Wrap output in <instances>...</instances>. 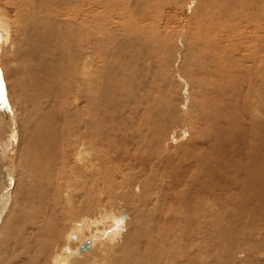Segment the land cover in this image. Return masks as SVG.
Wrapping results in <instances>:
<instances>
[{
    "label": "bare ground",
    "instance_id": "obj_1",
    "mask_svg": "<svg viewBox=\"0 0 264 264\" xmlns=\"http://www.w3.org/2000/svg\"><path fill=\"white\" fill-rule=\"evenodd\" d=\"M30 1L29 2L27 1L28 2L27 5H29ZM42 1H45V0H42ZM49 1H54V0H49ZM67 1L69 2V0H67ZM114 1L112 0L113 3H114ZM184 1L186 2V0H184ZM184 1H182V2L184 3ZM195 1H196L195 3H196L197 7L194 8V10H196V12L191 13V15L189 14L190 16H187L188 17L187 19H189L191 17L193 20L189 19V20L185 21L186 25H187L186 26L187 27L186 32L188 33V35L186 36V38H187L186 40L189 41V43L187 42V44H190L191 47L186 48L185 47L186 44L184 45L182 39H181L182 40L181 45H183V51H181V48H180L181 46L179 47L177 45L175 47V45L179 42L175 43V45L173 42H171V43L168 42L169 44H166V43L155 44L153 42V37H151L152 43H150V42H148V40L146 41L147 35H145V33L147 32L146 31L147 28L145 29V28L141 27L139 29L136 28L137 30H135L134 28L139 23L135 26L134 24L137 21L133 20L134 21V24H133L134 28H129V30L134 29V31L131 33V36H130L132 41H129L128 42L129 44L127 43L128 46L130 45V47H127V48L134 49L136 46H140L144 52L145 58L142 57V59H141L142 61H141L139 55L135 56V52L133 50L129 52V50L127 49L128 52L125 53V51H127L126 50L127 45L124 44L125 45L124 46L122 43V45L124 46L125 49H122V50L120 49L121 50L120 53L118 52V57L120 59H117V60L118 61L124 60L125 64H123V65L119 64V63L116 64V66H114V68H115L114 70H113L111 64L109 63V58H106L111 54L106 56V52H98V54H97L99 56L98 61H95L97 55H96V57L92 56V54H93L92 50H91L92 51L91 56L89 55V45L91 42V40H90L91 34L89 36L87 27H88V23L93 22L92 17H89V15H88V21H87V19L83 18L82 14H81L82 18L79 17L80 21L82 20L81 22L80 21L78 22V19L74 18L75 16L74 17L72 16L71 17L72 18L71 19L72 24H74V25L77 24V27L78 26L80 27V25H81V30H80V28H78L80 30V32L79 33L74 32V33L69 34L70 40L69 41L67 40L68 41L67 43H63L61 41L63 44H60L59 42H56L54 44L51 42H46V40L43 39L42 33L46 29L43 27L42 19H40L36 15V12L32 11V9H29L26 6L16 8L15 17L12 20L9 19L8 11L0 9V41H2V44L0 45V48L2 49V54L0 53L1 54L0 57H1L2 61H4L5 55H7V54H9L11 56L10 58H12V60L14 58L15 61H17V59L21 60V58L19 56H22L25 62L34 60L33 61L35 63L34 69H36L37 71L38 70L40 71L41 67H39V61L42 60V57L45 55V52L47 51V49L51 48V49H54L55 51H57V53L54 54L53 57H51L53 65L54 64L55 65L51 66V68L49 70L52 74L53 73H55V75L60 74L61 82L66 81V84L64 86L66 89L65 94L66 93L71 94L72 96H70V97L68 95V97L72 100L71 104L77 105L76 108H74L73 105H71V109L74 108L76 111L72 110L73 112L75 111V114H73L74 118L69 122L68 132L72 131V134H70L72 139L69 138L71 141L69 140L70 144H68V147L70 145L69 148H70V150L72 149L73 156L75 157V160L78 162V167L74 168V167H67L65 165L66 163L64 164L63 162H59L56 160H50V158L53 159L56 156L59 157L60 153L62 155H64L65 146H64L63 142L66 141V139L63 137L66 136L65 134L63 135V133H62V135L60 136V140H58L57 137H56V139H54V137H52L51 134H49V136L47 135L48 137L41 138L42 143H41V149L40 150H42L43 157L49 158V160L46 159L43 162H41V161L35 162L33 160L28 159V157L26 156V159H25L26 161H25V163H23L21 165L20 169L24 170L26 167H28V171H29L30 176H32L34 174H39V173L41 175L48 174L47 175L48 177L46 178V180H43V179L41 180V178L40 179L38 178V180L39 181L41 180L40 182H41L43 188L44 187L46 188V186L49 185L50 186V187L48 186L49 189H51V185H53V183H52L53 175L50 177L49 176L50 172L53 169H56L57 173L60 171V174H61V176H59L60 183H56L55 185H53L54 186L53 188H55V187L58 188L59 186H61V188L58 190L59 192L57 190L56 191L59 193V195L63 198V201H65V202L62 203L61 199H59V201L57 200L58 202H56V200L49 197V196H51L50 193H46V194L44 193L45 194L44 199L48 202V205H46L47 202H46V204H43V203L38 201V198L29 199V197H27L23 193L21 195V197L24 199L23 201L21 200V202H20V198L15 199L16 197L12 196V199L14 198L15 204L10 205L11 191L13 190V188H15V187L21 188V187H23L21 185H26V184L25 183L23 184L24 181L22 182V180H20V177L22 176V174L19 175L20 176L19 177L18 172H16L17 169L14 170V167L12 164V162L14 161L13 157H12V155H13L12 154V148H10L7 145L9 143V141L7 142L6 140H3L1 138V135H2V131H4L3 126L6 127V125H7L8 128L10 127L9 130L11 132L10 133V138H11V135L14 131V130H12L13 125H14L13 122L17 119V117H19L17 114L18 106H16V104L14 103V100L16 101V99H17V101H20V99L18 96L16 97V99L15 98L13 99V97H11L9 93H8V98H7V95L4 98L1 96L2 101L5 104L4 107H6V109L5 108L2 109L1 105H0V264H161L162 259L159 261L158 258H155V256H154V255H158V253L153 254L154 250L156 248H158L159 246H161L165 252L168 250L167 246H170L169 251L171 250L172 252L175 253V255L177 254L176 256L178 258L171 255V256H173L172 257L173 264H236V263L251 264L250 262H254L253 260H256L255 257L252 258V255L257 252V249L258 250L263 249V248L259 247L260 242H262L260 240H259L260 242L258 241L259 242L258 247L257 246H249V245L241 247L238 245L239 246V248H238L239 255H237V257L230 254L228 251L225 252V255L221 259V261H220V257L218 255V253L215 251L216 244L215 243L214 244L209 243L210 240L211 241L214 240V242H216L220 238H221V241H224L227 244H229L231 240H234V239L228 238V235H230V234H228V232L230 230L227 232V230L223 231V226L219 227L218 229H214L213 228L214 226L211 228L210 226H211V224L219 221V219L221 218V217L218 218L217 214L219 213V210H220L222 204L230 202L232 198H236V196H239V195L248 196V193L245 189L248 187L250 179L244 180V179L239 177V179H236V182H233L234 179L232 180V178L230 176H229V178H227L228 176L226 177L221 170V163H225L226 167L224 169L229 171L231 174V172H232L231 169L234 167L232 161H234L236 159V157L239 155L238 153L241 154L244 152L241 148L236 147V144L238 142H246L247 143L246 145L249 148L254 143L253 140H252L253 142L250 141L247 134H244V133L240 134V132H239L238 134H240V135H237V134L236 135H234V134L230 135L228 138V141H229L228 143L231 145V150H228L227 147L225 149H222L221 146H218V144H217L218 142L216 141L217 142L216 143L215 139L213 138L212 142L214 145L212 144V147L210 149L211 153L213 154V158L211 160V163H212L211 169L209 167L210 165L208 166V168L206 170H205V168L203 169V164L206 160L202 154L203 150L199 151V152L196 150L194 155H192V158H193L194 164L197 163V166H196L197 170H195L196 172L194 171L195 172L194 178H191V179H193L192 184H193L195 190H194V188H192V186L190 188H189V186H187V188H189L190 191L187 188H184L185 191H186V189L189 191V192H187V194L185 193L186 194L185 196L189 197V199L186 198L189 200L187 204H186V201H184L185 200L184 199L183 200L184 201L183 206H180V207L177 206L178 207L177 209L171 208L172 205H170V204H169L170 206L166 205L167 207L168 206L170 207L169 211H167V212L165 211V213H163L161 216L164 217L163 218L164 223L166 220L173 223L172 225H169V226L167 225L168 227H166V228L162 227L160 224H158L157 222L155 223L153 221V218H155V217H153V214L159 215V212L157 214V211L155 209H153L154 208V206H153V195L151 194L150 190L148 189L149 186L151 188L154 181L152 180L153 181L152 183H146V184H145V182H139L144 177L146 178L147 182L149 181V175L147 173H146L147 175H144L142 173L134 172L133 167L131 168L130 166H129L131 168L130 170H128V171L124 170V166H125L124 163H123L124 166L122 165L123 168H121V167L110 168L108 166L109 163L107 164L106 161L104 162L105 165H103L101 167H100V164H98V163H96L95 166L90 164L91 163L90 159L93 158L94 156H96L95 158L98 159L99 161H104L106 158L103 160L104 155L102 153L111 151L113 144H111L110 147H108L109 149L106 146V147L101 148V150H99L97 145L100 144L101 142H99L100 139L98 137V134H100L101 132H104L103 131V124H101V122H99V120L96 119V117L89 115V112L91 109H94V111H98V115L104 116L106 118L107 112L100 114V112L102 110L99 108L101 105H108L112 101V98H116V97H121L120 104L127 105L126 104L127 102H130L132 104L134 103V109H135V107H138V110L143 112L142 114H144V116H146L148 118L147 121L146 120H144V121H146V123L151 126L152 130H153L154 124H153V121L149 117V112H151V114H153V110L157 111V114L160 117V121L164 122V125H163V127L161 125H156L155 131H157V133L155 131H153L156 133L154 135V137L156 136L155 137L156 141H160L161 138H159V137L165 136L164 135L165 130L170 129V127H166L167 121L168 122H175L176 120H178V115L183 116V115L187 114L188 110L186 108L189 105L186 106L185 104H183V102L185 101L186 97L187 98L193 97V94H191V91L194 92L195 90H197V92H196V94H197L199 88L201 89L200 92L202 91L201 94L199 93L200 94L199 97L202 96V99H204L203 95H210V92H211L213 94V96L219 94L221 96V101L219 102L218 105H216V103L213 101V99H212V101L208 102L209 99L207 98L203 101L201 100L200 103H198L194 99L198 104H200V106L202 108L201 111H203V113L200 112V116L195 115L194 117L197 116L198 118L201 117L203 119L204 117H202V116H204L205 110L209 109V108L212 109L210 111L214 112L216 117H217V115H222L221 111L218 110L217 108H219L222 105L223 106L224 105H227V106L232 105L235 108L234 111L236 113L243 115L245 117V120L252 118L254 121H259L261 123H264V0H229V1L226 0L227 2H229V9L228 10L224 9V6H221L220 4H218V2H219L218 0H195ZM226 1L220 0V2L222 4L227 6L228 4ZM8 2H9L10 7H13V5H16L19 1L18 0H8ZM46 2L48 3L47 0H46ZM77 2H78V0H77ZM91 2H93V1H91ZM155 2H157V1H155ZM171 2H172V0H171ZM176 2L177 1H175V3ZM188 2L189 1H187V5H189ZM31 3H33V2H31ZM175 3H173V4H175ZM179 3L183 4V3H181V1ZM49 4H51V6L57 5V4H54L51 2ZM103 4H105V3H103ZM176 4H178V3H176ZM63 5L67 6L66 4H63ZM76 5H78V4H76ZM84 5L85 6L88 5L87 8H89V9L92 8V7H89L90 6L89 3H87V5L86 4H84ZM44 6H45V3H44ZM47 6H49V5H47ZM114 6H115V4H114ZM143 6H144V4H143ZM38 7H40V6L38 5ZM124 7H126V6L124 5ZM181 7L182 6H180V8L178 7L179 10L181 9ZM64 8H66V7H64ZM159 8L161 9V6ZM33 9H35V8H33ZM53 9H55V7ZM80 9H82V6ZM96 9H97V7H96ZM105 9H107V8H104V10ZM112 9H113L112 11L115 10L114 8H112ZM132 9H133V7H132ZM173 9H174V6H173V8L171 7V12ZM192 9H193V7H192ZM45 10H47V9H45ZM67 10L70 11V9H67ZM73 10H75V8ZM124 10H125V8H124ZM144 10H145V8H144ZM78 11H76V13H75L76 15H77ZM117 11H118V9H117ZM64 12H65V10H64ZM89 12H88V14H90ZM94 12H95V10H94ZM70 13H71V11H70ZM104 13L109 14L106 11H104ZM162 13H163V11H162ZM66 14L64 15V17H66ZM69 14H67V15H69ZM101 15H102V13H101ZM101 15L99 16V18L102 17ZM139 15H138V17H140ZM164 15H166V14H164ZM91 16H94V14ZM153 16H154V14H153ZM104 17H106V16H104ZM111 17H112V15H111ZM130 17H129V20H130ZM134 17H135V15H134ZM125 18H128V17L126 16ZM107 19H109V18H107ZM115 19H114V15H113L112 20H115ZM173 19H171V22L173 21ZM100 20L102 21V18ZM121 20H123V19H121ZM159 20H161V18ZM101 21H99V22L101 23ZM139 21H141V20H139ZM145 21H147V20H145ZM106 22H108V21H106ZM122 23H123V21H122ZM147 23H148V21H147ZM153 23H155V25H157L155 22V19H154V22H152V24ZM141 24H142V22H141ZM152 24H150V25L152 26ZM69 25H71V24H69ZM143 25H145V22L143 23ZM48 26H50V25H48ZM71 26H73V25H71ZM90 26H91V24H90ZM120 26L122 27L123 25H120ZM128 26L129 27L131 26L130 22H129ZM128 26L126 25V26H124V28L128 27ZM163 26L165 27V25H163ZM169 26H171V25H169ZM54 27H56V26H54ZM75 27H74V29H75ZM111 27H109V28H111ZM147 27H148V25H147ZM69 28H71V27H69ZM88 28H90V27H88ZM99 28H100V26H99ZM113 28L118 30L117 27H113ZM124 28H119V29H124ZM155 28H156V26H155ZM155 28H154V30H155ZM166 28L164 29V32L166 31ZM159 29H161V28H159ZM169 29L170 28H168V30ZM90 30H92V29L90 28ZM108 31H112V29L111 30L109 29ZM144 31H146V32L144 33ZM54 32H56V31L54 30ZM121 32H124V31H121ZM130 32H131V30H130ZM171 32H174V31L171 30ZM187 33H185V34H187ZM64 34L65 33H63V32L60 33L57 36V38L60 39ZM109 34H111V33L109 32ZM162 34L164 36V33H162ZM150 35H151V33H150ZM21 36H25L27 38V41L25 40L24 37H21ZM116 36L118 37L119 35H116ZM100 37H101V35H100ZM171 37H173V35ZM103 38H104V36H103ZM123 38L122 39L120 38V39L123 40ZM130 38H129V40H131ZM160 38H162V37H160ZM98 39H99V37H98ZM115 40H118V39H115ZM162 40L163 39H161V41ZM118 41H120V40H118ZM118 41L117 42L115 41V42L119 43ZM164 41H165V38H164ZM176 41H177V39H176ZM120 42H122V41H120ZM92 44L94 45V42H92ZM107 44H108V42H107ZM119 44L118 45L116 44V45L119 46ZM100 45H102V44H100ZM110 45H111V43H110ZM110 45L108 44V46H110ZM102 47H103V45L101 46V48ZM110 47H112V46H110ZM111 49H113V48H111ZM111 49H110V53L112 52ZM117 49H118V47H117ZM141 49H139V50H141ZM108 52H109V50H108ZM113 52H112V54H114ZM161 52H163L165 54V58L163 59L161 57L162 60H156L157 58L154 59L157 55L162 54ZM177 54L179 56H177ZM186 54H187V56H186ZM115 57L117 58V56H115ZM26 59H28V60H26ZM121 59H123V60H121ZM183 60H185V61L187 60L186 63H183ZM145 61L151 62V64H150L151 67L149 66L150 69L147 72H146V68L144 66ZM153 61H157V62L153 64ZM160 61H163L164 63L160 62ZM177 61L180 62V64H178ZM181 61L183 64H185V67L183 66L184 67L183 70H185V73H184V71L182 72ZM13 63H14V61H13ZM161 64H162V66L159 69V75L156 74L155 72L154 73L156 74V76L158 75V77L164 76L165 79L160 80V81L148 79L149 75L156 77L153 74V71H154L153 65L157 69L158 65H161ZM143 66H144V68H142ZM167 68H172V70H174V73H176V77H181L182 73L187 75V77H185L186 79L184 78L185 79V85H186V88H184V89H186V90L183 89L184 91H182V89H180V91H182L181 92L182 95L179 93L180 91L175 88L177 83H175L173 80V78L175 76L174 73H172L173 76H171V77L166 76ZM48 74H49V72H48ZM63 74L65 75L66 78H64ZM110 74L118 76V80H120V81L115 82V84L112 86V88H113L112 94H111L110 88L108 87L109 84L106 85L107 77H109ZM198 75H203V76L196 77ZM189 76H192V77H189ZM159 78H161V77H159ZM194 78H195V80H194ZM146 79H148V80H146ZM153 79H155V78H153ZM94 80L97 81L99 84L98 89H92V87L90 86V84H93ZM51 81L52 82L50 85L53 88H55L57 85H59L58 81H53V80H51ZM175 81H176V78H175ZM177 81H178V78H177ZM178 82L182 83L181 81H178ZM22 83H23V81L21 82V84ZM129 83L133 87L132 90L127 89V84H129ZM22 85H24V84H22ZM154 88L159 89V91H161L163 93V95H162V101L163 102H167L169 104L171 98H173L171 102H173L174 109L173 110L169 109V111H170L169 113L166 111L164 106L163 107L159 106L161 103L158 105V102H156L154 100V104H153ZM174 88L176 90H174ZM43 90H44V87H43ZM146 90L152 92V94L148 93L152 98V101H150V103L147 100L146 95L143 93H140V92L146 91ZM58 91H59V89H58ZM165 91H167V92H165ZM49 94H51V93H49ZM95 94H99L100 97L97 98ZM178 94H180V95H178ZM194 94H195V92H194ZM61 95H62V90H61ZM66 96H67V94H66ZM193 98H195V97H193ZM139 99H140V101H143L142 99H145L146 102H148V105L141 104L138 101ZM214 99H215V97H214ZM67 100H65V101L60 100V103L63 101V103H65V105H66ZM81 100L84 101L86 104H77V103H79V101L81 102ZM194 100L191 102L193 103ZM197 100H199V99L197 98ZM24 101H26V100H24ZM47 101H50V100H47ZM188 101L190 103V100H188ZM23 102H18V103L20 105H22ZM52 102L55 103V100H53ZM196 102L194 104H196ZM217 102H218V100H217ZM44 103L47 104V102H44ZM63 103H62V105H63ZM26 104H28V103H26ZM194 104H193V106H194ZM191 105H190V107H192ZM57 106H59V105H57ZM52 107H54V106H52ZM22 108H23V105L20 107V109L22 110ZM41 108H43V106ZM193 108H196V106ZM220 108H222V107H220ZM240 108H241V110H239ZM54 109H55V107H54ZM56 109H59V108H56ZM222 109L228 110L225 108H222ZM229 109H230V107H229ZM5 111H7V112L5 113ZM207 111H206L205 115L208 118L209 117L208 116L209 111H208V113H207ZM231 111H232V109H231ZM3 112H4V114H3ZM195 112L196 111H194V113ZM48 113H50V112L48 111ZM179 113H181V115ZM226 113H228V112H226ZM24 114H26V113H24ZM51 114H52V112H51ZM79 114H81V116L85 120H87L88 122L85 121L81 116H79ZM170 114H176V116L169 117L167 119H161V118H163V115H170ZM188 114H189V112H188ZM58 115H59V113H58ZM160 115H162V116H160ZM192 115H191V119H192ZM87 116H88V118H87ZM28 118H29V116H28ZM182 118H184L185 122H186V117H182ZM209 118H208V120H210V121H208V122L210 123L211 118L210 119ZM204 119H206V118H204ZM51 120H52V117H51ZM188 120L192 121L190 119H188ZM212 120H215V118ZM227 120L228 119H226V121ZM62 121H64V120H62ZM127 121H126V123H127ZM205 121L207 122V120H205ZM222 121H224V120H222ZM203 122H204V120H203ZM218 122H220V121H218ZM136 123H137V121H136ZM182 123H184V122H182ZM62 124H65V123H62ZM137 124H136V127H137ZM141 124H143V121L140 122V125ZM193 124H195V123H192V127H193ZM203 124L206 125L207 123H203ZM223 124H225V123H223ZM228 124L229 123H226V126ZM42 125H44V124H42ZM127 125H128V123H127ZM130 125H131V123H130ZM140 125H139V127H140ZM197 125L199 127V124H197ZM205 125H203V126H205ZM63 126H65V125H63ZM107 126L108 125H106V127ZM112 126H113V124H112ZM190 126L191 125L189 123V127ZM65 127H67V126H65ZM90 127H91V130H90ZM184 127L183 128L179 127L181 129L177 132H176V130L171 129L172 135H174V134L175 135L172 138L169 137L168 138L169 141L170 142L172 141L173 144L178 143L180 140V139H178V137H180V136L184 137L185 134H188L189 129H190V128H188V124H187V127H185V128ZM230 127L232 128V125H230ZM230 127L227 129L230 130ZM104 128H105V126H104ZM147 128H149V127H147ZM205 128H206V126H205ZM209 128H208V131H209ZM218 128L220 129V127H218ZM235 128L232 130L234 131ZM244 128H246V127H244ZM112 129L110 128V130H112ZM227 129H225V131ZM240 129H241V127H240ZM141 130H142V127H141ZM195 130H197V127ZM257 130H258V127H257ZM257 130H253L254 132L251 130V132L255 133V131H257ZM60 131L63 132L62 130H60ZM64 131H67V130H64ZM198 131H200V130H198ZM242 131H244V129ZM61 132H60V134H61ZM192 132H193V129H192L191 133ZM202 132H203V130H201L198 133H202ZM218 132H220V131H218ZM49 133H52L53 135H55L56 131L51 129V132H49ZM8 134H9V131H8ZM107 134H108V132H107ZM117 134H119V133L117 132ZM194 134H196V133H194ZM202 134H204V133H202ZM220 134H223V133H220ZM248 134H251V133L249 132ZM260 134L262 135V133H260ZM5 135H7V133ZM112 135H114V134H112ZM135 135H137V134H135ZM197 135L199 136L200 134H197ZM214 135H216V134H214ZM143 136H146V134H144ZM224 136L225 135L223 134V137ZM68 137H69V135H68ZM128 137H126V138H128ZM194 137H196V136H194ZM255 137H257V136H255ZM261 137H263V136H261ZM61 138H62V141H61ZM147 138H148V136H147ZM34 139L35 138L33 137V140ZM149 139H150V137H149ZM224 139H226V137ZM131 140L133 141V139H131ZM155 140H152V142ZM192 140H193V138H192ZM156 141L154 143L155 146L158 145ZM209 141H211V140H209ZM138 142H140V140H138ZM162 142H163V140H162ZM197 142L198 141H196V143ZM201 142H203V141H201ZM250 142H251V145H250ZM260 142H263V139ZM131 143H133V142H131ZM134 143H135V141H134ZM200 143L198 142L199 145H201ZM140 145H142V144H140ZM159 145L161 146L162 144H159ZM101 147H102V145H101ZM136 147H137V144H136ZM149 147L151 150L154 149V148H151L150 145H149ZM158 147L159 146H157V148ZM163 147H165V145H163ZM113 148H114V146H113ZM143 148H145V147L143 146ZM146 148H148V147H146ZM233 148L237 153L232 150ZM252 148H254V147H252ZM35 149H37L36 143H34V141H33V143L31 144V147H29L28 152L34 153V152H36ZM132 149H133V147H132ZM180 149H185V148L182 147ZM204 149H205V147H204ZM251 149H249L247 151L245 150L246 156H248L251 153L250 152ZM129 150H131V149L129 148ZM151 150H149V149L146 150L143 155L146 154L148 157L147 151H151ZM158 150L160 151V149H158ZM164 150H165V148H164ZM172 150L174 151V149H172ZM184 151L185 150H183V152ZM28 152H27V155H29ZM133 152H131V153H133ZM167 152H169V151H167ZM178 152H179V149H178ZM65 153H66V150H65ZM128 153H129V151L126 148L120 149V150L114 149V151H113V154H115V158L117 157V159H119L121 162H123V160L125 158L124 154H128ZM153 153H154V151L152 150V154ZM159 154H161V153L159 152ZM163 154H165V153H163ZM172 154L175 155L174 152ZM108 155H107V158L110 159V155H109V157H108ZM136 155L138 156V153ZM170 155H171V153H170ZM174 155H172V156H174ZM176 155H177V153H176ZM67 156H68V154H67ZM70 156H72V155H70ZM88 156H90L91 158L86 160L85 158ZM130 156H131V154H130ZM154 156H156V154ZM158 156H160V155H158ZM181 156H182V154H181ZM183 156H184V153H183ZM232 156L235 157V159L232 160ZM255 156H256V158H258L257 155H255ZM251 157H252V155H251ZM146 158H144V159H146ZM164 158H166L165 155H164ZM261 158H263V157L260 156L259 159H261ZM149 159H151V158H149ZM149 159H146L147 162H149ZM171 159H173V158L171 157ZM165 160H167V159H165ZM207 160H208V158H207ZM251 160H252V158H251ZM152 161L154 162V160H152ZM159 161L160 160H158V162ZM121 162H119V163H121ZM134 162H135V160H134ZM114 163H115V160H114ZM241 163H242V161H241ZM128 164L129 163H127L126 165L128 166ZM162 164H163V162H162ZM205 164H206V162H205ZM238 164H239V162H238ZM74 165H76V163ZM146 165L148 167L149 164H146ZM150 165H153V163ZM150 165H149V167H150ZM114 166L115 165L113 164V167ZM136 166H137V164H136ZM177 166H179V165H177ZM185 166L187 168L190 167L187 157H186ZM254 167H255V165H254ZM138 168H137V171H138ZM152 168H153V166H152ZM222 168H223V166H222ZM238 168H240V167H238ZM250 168H251V166H250ZM250 168H249V171H250ZM142 169H143V167H142ZM142 169H141V171L144 172ZM166 169H167V167L165 168V170ZM174 169H171V170L173 171ZM255 169L254 170L251 169V170L255 171ZM152 170H149V171H152ZM187 170H189V168ZM203 170H205V179L204 180H202L203 178H201V176H203V173H204ZM233 171L235 172V170H233ZM258 171H261V170H258ZM263 172H264V170H263ZM257 173H259V172H257ZM155 174H156V172H155ZM177 174H178V172H177ZM237 174H234V175H237ZM182 175H184V174H182ZM243 175H244V173H243ZM54 176H55V174H54ZM154 177H156V176H154ZM172 177H173V175H172ZM263 177H264V175H263ZM27 178H29V177H27ZM162 178H164V176H162ZM258 178H255V180L257 181ZM155 179L157 180V178H155ZM161 179H160V181H161ZM209 179H213V180H217V181L214 182L212 180L213 182L210 183ZM68 181H69V183H68ZM157 181H159V180H157ZM184 181H185V179H184ZM188 181L186 182V183H188L187 185H189ZM202 181H205V182H202ZM58 182H59V179H58ZM166 182H167V180H166ZM66 183H68V184H66ZM36 184H37V180H36ZM165 184H167V183H165ZM168 184H170V183H168ZM161 185H162V183H161ZM237 185H241L242 189H240V191H233L235 189H238ZM28 186H29V184H28ZM28 186H26L25 188L27 189ZM62 186H64L65 189ZM180 187H182L181 184H180ZM250 187L251 186H249L248 188H250ZM48 188H47V190H49ZM57 188H55V189H57ZM29 189H28V192H29ZM175 189H177V188H174V190ZM262 189H264V188H262ZM167 190L169 191V188ZM193 190H194V193H193ZM16 191H17V189H16ZM31 191L33 192V190H31ZM160 191H158V192H160ZM261 191L263 193V190H261ZM138 192H141L140 196H139V194H137ZM178 192H179V190H178ZM184 192H181V194H183ZM215 192L220 194L221 199H217L216 197H212ZM229 192H230V194H228ZM175 193H176V191H175ZM160 194H161V192H160ZM176 194L178 195L179 193H176ZM32 195H34V198H35L34 192L32 193ZM54 195L55 194H53V196ZM57 195L58 194L56 193V196H54L55 199H58V198H56ZM172 195L174 196L175 194H173V192H172L171 198H172ZM167 196H168V194H166L165 197L168 198ZM177 197H176V199H177ZM160 199H162V198H160ZM262 199H261V201L264 200V199L263 200ZM109 201H111L112 204H109ZM180 201H182V200H180ZM23 202H24V205H23ZM169 203H170V201H169ZM118 204L122 208L124 207V209L127 208L126 207V205H127L132 210V212H134V213L139 212L138 218L136 217L137 219L135 220V224H134L135 234H133L131 236H128L129 233L120 234V232L122 231L121 230V228L123 226L122 224H124L123 219H126L127 216H125V215L123 216L122 214H118V217L114 216L117 213L114 211L113 208L116 207V205H118ZM165 204H167V203H165ZM111 205H112V207H111ZM219 205H220V208L218 207ZM228 205H230V204H228ZM233 205L236 207L237 202L234 201ZM243 205H242V207H243ZM158 206H160V205H158ZM253 206H254V204H253ZM258 207L259 206H257V208ZM249 208H251V210H253L252 206L249 207V205H248V209ZM128 211H130V210H128ZM237 211H238V208H236L235 210L231 209L229 211H226L227 212L226 214L229 218V217H232V215L235 214ZM160 214H161V212H160ZM249 215H251V212ZM221 216H222V214H221ZM252 216H253V214H252ZM225 218H227V217H225ZM243 218H245V217H243ZM146 220L150 221V224L148 222V228L147 229L145 228V226H147ZM226 220H225V222H227ZM241 220H243V219L241 218ZM158 221L161 222V220H158ZM232 221H234V219ZM247 221H249V220H247ZM144 222H146L145 226L143 225ZM131 223H132V221H131ZM175 223L178 224L177 227H180V228L182 227V231L180 232V237L182 236L183 237L182 239H184V240L179 242V244H180L179 246L176 245V244H178L177 241H175L176 243L172 242L173 238L175 239L176 236L177 237L179 236V234L176 233L179 230L174 231L172 229L173 225ZM229 225L230 224L227 222L226 227H229ZM217 226H218V224H217ZM237 226H239V225H237ZM254 227H256V225ZM250 228H252V227H250ZM103 229H104V231L102 233L101 231ZM125 229L123 231L127 230V229L126 230ZM143 229H144L143 236L141 237L139 232ZM230 229H231V227H230ZM247 229H248V227H247ZM247 229H245V230H247ZM233 230H234V228H233ZM249 230L250 229H248V231ZM84 231L85 232L91 231V234H94V236L98 235L101 232V234H102L101 238H97V239L98 240L103 239V240L101 242H100V240L99 241L96 240L97 236H95V237L92 236L89 238H83L82 234ZM256 231H258V230H256ZM232 232H231V234H232ZM240 232H241L242 236H243V232L245 233V231H243V230ZM263 233H264V230H263ZM237 235H239V234H237ZM242 236H239L237 239L240 241ZM251 236L252 237L247 236L249 238H248V241H246V242L252 243L253 245L257 244L256 243L257 238L255 239V237H254L255 235L253 236L251 234ZM138 238H139V241H138ZM261 240H262V238H261ZM87 242L91 243V247L88 250H86L85 252H80L79 248ZM127 242L128 243L131 242L133 247L135 244H137V242L139 245H136L138 247L135 246V248H133L132 245H130V244L127 245ZM170 242L174 243V244H171ZM244 244H246L245 241H244ZM175 245L177 248L174 247ZM217 247H219V246H217ZM234 248H235V246H234ZM223 249H221V250H223ZM218 250L219 249H217V251ZM232 250H234V249H232ZM94 251H96V252H94ZM234 251H236V250H234ZM260 252L262 253V251H260ZM232 253H234V252H232ZM161 255H162V253H161ZM165 255H167V254H165ZM171 256L169 254V257H171ZM262 256H264V255H262ZM169 259H171V258H169ZM263 260H264V258H263Z\"/></svg>",
    "mask_w": 264,
    "mask_h": 264
},
{
    "label": "rangeland",
    "instance_id": "obj_2",
    "mask_svg": "<svg viewBox=\"0 0 264 264\" xmlns=\"http://www.w3.org/2000/svg\"><path fill=\"white\" fill-rule=\"evenodd\" d=\"M19 2L16 4V5H13V7H10V5H9V2H8V0H0V9L1 10H5V11H8V13H9V19L10 20H12L14 17H15V12H16V8H18V7H23V6H26L27 8H29V9H32V11H35L36 12V15L40 18V19H42V22H43V27L47 30H44V32L42 33V35H43V39L44 40H46V42H51V43H56V42H59L60 44H63V43H67L69 40H70V35L69 34H71V33H74V32H80V30H81V25H80V27L78 26L77 27V24H72V16L74 17V18H77L78 19V22L80 21V18H86L87 19V21H88V15H89V17H92V19H93V22H90V23H88V27H90L92 30H90V28H88L87 27V30H88V33H89V36H90V34H91V36H90V40H91V42H90V45H89V55L91 56V54H92V51H93V54H92V56H94V57H96V55L98 54V52H106V56H108L109 54H111V55H109L108 57H106V58H109V63L111 64V66H112V68H113V70L115 69L114 68V66H116V64H125V62H124V60L123 59H121V60H123V61H118L117 59H120L119 57H118V52L120 53V51L122 50V49H125L124 48V46L125 45H127V43L129 42V41H132V39L130 38V36H131V33L134 31V29L135 30H137V29H139V28H141V27H143V28H147L146 29V31H144V33H145V35H147V38H146V41L148 40V42H150V43H152V41H151V37H153V42L155 43V44H157V43H166V44H169V43H171V42H173L174 43V45H175V43H177V42H179V43H177L176 45H175V47L178 45L180 48H181V51H183V45H181L182 44V40H183V43H184V45H185V47L186 48H188V47H191L190 46V44H187V42L189 43V41L188 40H186L187 38H186V36L188 35V33L186 32V30H187V25H186V20H193L191 17L189 18V19H187L188 17L187 16H190L191 15V13H194V12H196V10H194V8H196L197 6H196V1L195 0H186V2L184 1V0H172V2H171V0L169 1V0H155V1H157V2H155L154 0H113L114 1V3L112 2V0H78V2H77V0H69V2L67 1V0H54V1H49V0H47L48 1V3L46 2V0L45 1H42V0H27L28 2L30 1V3H29V5H27L28 4V2L26 1V0H18ZM91 1H93V2H90ZM97 1V2H96ZM163 1V2H162ZM174 1V2H173ZM175 1H177L176 3H178V4H176L175 3ZM181 1V3H183L182 1H184V3L183 4H180L179 2ZM187 1H189L188 2V4L189 5H187ZM219 2H218V4H220L221 6H224V9H226V10H228L229 9V2H227V1H229V0H224V1H226L227 2V6H225L224 4H222L221 2H220V0H218ZM222 1V0H221ZM31 2H33V3H31ZM35 2V3H34ZM54 3V4H57V5H52L51 6V4H49V3ZM64 2V3H63ZM77 2V3H76ZM194 2V3H193ZM26 3V4H25ZM44 3H45V6H44ZM59 3V4H58ZM75 3V4H74ZM87 3H89V7H92V8H87ZM98 5H97V4ZM103 3H105V4H103ZM134 3V4H133ZM136 3V4H135ZM139 3V4H138ZM157 3V4H156ZM173 3H175V4H173ZM49 5V6H47V5ZM63 4H66L67 6H65V5H63ZM71 4V5H70ZM76 4H78V5H76ZM84 4H86L87 6H85ZM92 4V5H91ZM103 4V5H102ZM114 4H115V6H114ZM117 4V5H116ZM132 6H131V5ZM143 4H144V6H143ZM165 4V5H164ZM33 5V6H32ZM38 5L40 6V7H38ZM73 5V6H72ZM75 5V6H74ZM97 5V6H96ZM102 5V6H101ZM124 5L127 7H124ZM134 5V6H133ZM154 5V6H153ZM164 5V6H163ZM174 6V9L172 10V12H171V7L173 8V6ZM177 5V6H176ZM32 6V7H31ZM43 6V7H42ZM66 7V8H64V7ZM81 6H82V9H80L81 8ZM85 6V7H84ZM114 6V7H113ZM136 6V7H135ZM139 6V7H138ZM161 6V9L159 8ZM180 6H182L181 7V9L179 10V8H180ZM55 7V9H53ZM96 7H97V9H96ZM102 9H101V8ZM125 8V10H124V8ZM132 7H133V9H132ZM138 7V8H137ZM154 7V8H153ZM170 7V8H169ZM179 7V8H178ZM189 7V8H188ZM192 7H193V9H192ZM33 8H35V9H33ZM62 8V9H61ZM75 8V10H73ZM94 8V9H93ZM104 8H107V9H105L104 10ZM112 8H114L115 10L114 11H112L113 9ZM137 8V9H136ZM144 8H145V10H144ZM149 8V9H148ZM178 10H177V9ZM187 8V9H186ZM39 9V10H38ZM45 9H47V10H45ZM67 9H70V11H71V13H70V11H68ZM79 11H78V10ZM87 9V10H86ZM117 9H118V11H117ZM128 9V10H127ZM147 9V10H146ZM159 9V10H158ZM62 12H60V11ZM64 10H65V12L67 13V14H69V15H67L65 12H64ZM85 10V11H84ZM90 12H89V11ZM94 10H95V12H94ZM110 10V11H109ZM120 10V11H119ZM130 10V11H129ZM137 10V11H136ZM150 10V11H149ZM176 10V11H175ZM47 11V12H46ZM58 11V12H57ZM76 11H78V13H77V15L75 14L76 13ZM103 11V12H102ZM104 11H106V12H108L109 14H107V13H104ZM128 11V12H127ZM162 11H163V13H162ZM179 11V12H178ZM52 12V13H51ZM55 12V13H54ZM88 12L91 14V15H93L94 14V16H91L90 14H88ZM127 12V13H126ZM130 12V13H129ZM144 12V13H143ZM159 12V13H158ZM165 12V13H164ZM66 14V17H64V15ZM101 13H102V15H101ZM113 13V14H112ZM119 13V14H118ZM144 15H143V14ZM60 14V15H59ZM73 14V15H72ZM81 14H82V17H81ZM104 14V15H103ZM112 15V17H111V15ZM131 14V15H130ZM133 14V15H132ZM140 16V17H138V15ZM153 14H154V16H153ZM164 14H166V15H164ZM190 14V15H189ZM84 15V16H83ZM102 16L101 18H102V21L100 20L101 18H99V16ZM109 15V16H108ZM113 15H114V19L115 20H112L113 19ZM120 15V16H119ZM124 17H123V16ZM134 15H135V17H134ZM150 17H149V16ZM171 15V16H170ZM42 16V17H41ZM47 16V17H46ZM86 16V17H85ZM104 16H106V17H104ZM119 16V17H118ZM128 17V18H125V17ZM131 16V17H130ZM45 17V18H44ZM58 17V18H57ZM80 17V18H79ZM96 19H95V18ZM129 17H130V20H129ZM148 17V18H147ZM152 17V18H151ZM155 17V18H154ZM64 18V19H63ZM66 18V19H65ZM107 18H109V19H107ZM125 18V19H124ZM139 18V19H138ZM144 18V19H143ZM151 18V19H150ZM161 18V20H159ZM174 18V19H173ZM53 19V20H52ZM107 19V20H106ZM120 19V20H119ZM121 19H123V20H121ZM154 19H155V22H156V24L157 25H155V23H153L152 24V22H154ZM157 19V20H156ZM171 19H173V21L171 22ZM55 20V21H54ZM101 21V23L99 22V21ZM104 20V21H103ZM137 21V22H135V24H134V21ZM139 20H141V21H139ZM145 20H147L148 21V23H147V21H145ZM52 21V22H51ZM82 21V20H81ZM80 21V22H81ZM106 21H108V22H106ZM117 21V22H116ZM121 21V22H120ZM122 21H123V23L125 24H123L122 23ZM128 21V22H127ZM145 22V25H143V23ZM163 21V22H162ZM64 22V23H63ZM105 22V23H104ZM129 22H130V24H131V26L129 27L128 26V24H129ZM141 22H142V24H141ZM55 23V24H54ZM93 23V24H92ZM103 23V24H102ZM109 23V24H108ZM117 25H116V24ZM139 23V24H138ZM162 25H161V24ZM69 24H71V25H73V26H71V25H69ZM90 24H91V26H90ZM95 24V25H94ZM133 24L136 26L137 24V26L134 28L133 27ZM150 24H152V26L150 25ZM48 25H50V26H48ZM65 25V26H64ZM69 25V26H68ZM106 25V26H105ZM119 25V26H118ZM120 25H123L122 27L120 26ZM128 26V27H125L124 28V26ZM147 25H148V27H147ZM156 26V28H155V26ZM163 25H165V27L163 26ZM169 25H171V26H169ZM177 25V26H176ZM184 25V26H183ZM54 26H56V27H54ZM68 26V27H67ZM76 26V27H75ZM99 26H100V28H99ZM112 26V27H111ZM169 26V27H168ZM180 26V27H179ZM69 27H71V28H69ZM74 27H75V29H74ZM97 27V28H96ZM106 27V28H105ZM109 27H111V28H109ZM113 27H117L118 28V30L117 29H115V28H113ZM150 27V28H149ZM167 27V28H166ZM184 29H183V28ZM57 30H56V29ZM78 28H80V30L78 29ZM119 28H124V29H119ZM129 28H134V29H130L131 30V32H130V30H129ZM137 28V29H136ZM153 28V29H152ZM154 28H155V30H154ZM159 28H161V29H159ZM166 28V33L164 32V29ZM168 28H170L169 30H168ZM68 29V30H67ZM97 29V30H96ZM103 29V30H102ZM105 29V30H104ZM110 29H112V31H108V30ZM157 29V30H156ZM49 30V31H48ZM54 30L56 31V32H54ZM61 30V31H60ZM71 30V31H70ZM99 30V31H98ZM127 30V31H126ZM129 30V31H128ZM154 32H153V31ZM162 30V31H161ZM171 30L172 31H174V32H171ZM178 30V31H177ZM185 30V31H184ZM52 31V32H51ZM67 31V32H66ZM121 31H124V32H121ZM169 31V32H168ZM58 32V33H57ZM65 33L60 39L59 38H57V36L60 34V33ZM92 32V33H91ZM102 34H101V33ZM104 32V33H103ZM109 32L112 34H109ZM120 34H119V33ZM130 34H128V33ZM164 33V36H163V34L162 33ZM187 33V34H185V33ZM54 33V34H53ZM96 33V34H95ZM117 33V34H116ZM124 35H123V34ZM150 33H151V35H150ZM98 34V35H97ZM108 34V35H107ZM115 34V35H114ZM122 34V35H121ZM128 34V35H127ZM159 36H158V35ZM100 35H101V37H100ZM116 35H119L118 37L116 36ZM126 35V36H125ZM150 35V36H149ZM167 35V36H166ZM173 35V37H171ZM68 36V37H67ZM95 36V37H94ZM97 36V37H96ZM103 36H104V38H103ZM122 36V37H121ZM180 38H179V37ZM185 36V37H184ZM21 37H24L25 38V40L27 41V38L25 37V36H21ZM98 37H99V39H98ZM106 37V38H105ZM124 37V38H123ZM126 37V38H125ZM158 37V38H157ZM160 37H162V38H160ZM57 38V39H56ZM97 38V39H96ZM103 38V39H102ZM123 38V40H121V39ZM129 38L131 39V40H129ZM164 38H165V41H164ZM179 38V39H178ZM96 39V40H95ZM105 39V40H104ZM115 39H118V40H120V41H122V42H120V41H118V40H115ZM150 39V40H149ZM161 39H163L162 41H161ZM176 39H177V41H176ZM182 39V40H181ZM66 40V41H65ZM68 40V41H67ZM94 40V41H93ZM100 40V41H99ZM125 40V41H124ZM158 40V41H157ZM160 40V41H159ZM170 40V41H169ZM175 40V41H174ZM181 40V41H180ZM63 43H62V42ZM97 41V42H96ZM118 41L119 43H116V42ZM157 41V42H156ZM92 42H94V45L92 44ZM100 42V43H99ZM107 42H108V44L110 45V43H111V45L110 46H112V47H110V46H108V44H107ZM169 42V43H168ZM118 45L119 44V46H117L116 44ZM122 43H123V45H122ZM2 44V41H0V45ZM100 44H102L103 45V47L101 48V46L102 45H100ZM129 44V43H128ZM189 45V46H188ZM95 46V47H94ZM91 47V48H90ZM117 47H118V49H117ZM121 47V48H120ZM127 47H130V45L128 46H126V50L128 49L129 50V52L130 51H134L135 52V56H138L139 55V57H140V60L142 59V57L143 58H145L144 57V52H143V50L141 49V47L140 46H136L134 49H129V48H127ZM95 48V49H94ZM107 48V49H106ZM111 48H113V49H111ZM110 49H111V51L114 53V54H112V52L110 53ZM121 49V50H120ZM139 49H141V50H139ZM92 50V51H91ZM108 50H109V52H108ZM128 50L127 51H125V53H127L128 52ZM185 52V51H184ZM0 53L2 54V49L0 48ZM57 53V51H55L54 49H51V48H49V49H47V51L45 52V55L42 57V60L41 61H39V67H41V69H40V71L38 72L36 69H34L35 67V63L33 62L34 60H31V61H24V59H23V57L22 56H19L20 58H21V60L20 59H17V61H15L14 60V58H13V60H12V58H10L11 56L9 55V54H7V55H5V58H4V61H2L1 60V57H0V105H1V108L2 109H6V107H4L5 106V104L3 103V101H2V98H1V96L4 98V97H6V95H7V98H8V93L10 94V96L11 97H13V99L15 98L16 99V97L18 96L19 97V99H20V101H17V99H16V101L14 100V103L16 104V106H18V108H17V114H18V116L19 117H17V119L13 122V129L12 130H14L13 131V133H12V135H11V138H10V127L8 128V126L6 125V127L5 126H3V129H4V131H2V135H1V138L3 139V140H6L7 142L9 141V143L7 144L10 148H12V157H13V162H12V164H13V167H14V170L15 169H17V171L16 172H18V176L19 175H21L22 174V176L20 177V180H22V182H23V184L25 183L26 185H21V186H23V187H15V188H13V190L11 191V202H10V205L11 204H15V202H14V198L12 199V196H15L16 198L15 199H17V198H20V202H21V200L23 201L24 199L21 197V195L24 193L27 197H29V199H36V198H38V201L39 202H41V203H43V204H46V200L44 199V197H45V194L46 193H50V195L51 196H49V197H51V198H53L54 200H56V202H58L59 201V199H61V201H62V203L63 202H65V201H63V198L59 195V189L61 188V186H59L58 188L57 187H55V188H57V189H55V188H53L54 186L53 185H55L56 183H60V178H59V176H61V174H60V171L57 173V170L56 169H53L51 172H50V174H49V176L51 177L52 175H53V179H52V183H53V185H51V189H49L48 188V186H46V188L44 187L43 188V186H42V184H41V180L43 179V180H46V178L48 177L47 175L48 174H44V175H41L40 173L39 174H34V175H32V176H30L29 175V171H28V167H26L24 170L23 169H20V167H21V165L23 164V163H25V159H26V156L28 157V159H30V160H33V161H35V162H43L44 160H49V158H44L43 157V155H42V150H40L41 149V143H42V139L41 138H44V137H48L49 136V134H51L52 135V137H54V139H56V137H57V139L58 140H60V136L62 135V133H63V135L65 134L66 136L65 137H63V138H65L66 139V141H64L63 143H64V146H65V150H66V153H65V150H64V155H62L61 153L59 154V157L58 156H56V157H54L53 159H51L50 158V160H56V161H59V162H63L67 167H74V168H76V167H78V162L75 160V157L73 156V153H72V149L70 150V145H69V147H68V144H70V139H72V137H71V135L70 134H72V131H69L68 132V128H69V122L74 118L73 117V114H75V109L74 108H76V104L75 105H73V104H71L72 103V100L69 98L70 96H72L71 94H68V93H66L67 94V96H66V94H65V84H66V81H64V82H61V80H60V74L58 75V74H56L55 75V73H51L50 72V68H51V66H54L53 65V62H52V60H51V57H53V55L54 54H56ZM124 53V54H125ZM141 53V54H140ZM162 54H159V55H157L154 59H156V60H162V58L164 59L165 58V54L163 53V52H161ZM1 54H0V56H1ZM114 55V56H113ZM115 56H117V58L115 57ZM177 56H179L178 54H177ZM186 56H187V54H186ZM98 57V58H97ZM97 57H96V59H95V61H98V59H99V56L97 55ZM162 57V58H161ZM26 60H28V59H26ZM13 61H14V63H13ZM142 61V60H141ZM185 60H183V63H186V61L184 62ZM37 62V61H36ZM157 61H153V64L154 63H156ZM160 62H163V61H160ZM6 63V64H5ZM21 63V64H20ZM164 63V62H163ZM177 63L178 64H180V62H178L177 61ZM181 63H182V61H181ZM182 63V65H181V69H182V72L184 71V73H185V70H183V68L185 67V64H183ZM115 64V65H114ZM151 62L150 61H145V64H144V66H145V68H146V72L150 69L149 68V66L151 67ZM28 65V66H27ZM126 66V65H125ZM144 66L142 67V68H144ZM162 66V64L161 65H158V68L156 69L155 68V66L153 65V74H154V76H156V74H158L159 75V69H160V67ZM184 66V67H183ZM9 68V69H8ZM12 68V69H11ZM169 69V70H168ZM15 70V71H14ZM18 72V73H17ZM48 72H49V74H48ZM156 74H155V73ZM170 72V73H169ZM172 73H174V70H172V68H167V74H166V76H169V77H171V76H173V74ZM152 74V75H153ZM172 74V75H171ZM51 75V76H50ZM55 75V76H54ZM158 75L156 76V77H153V76H151V75H149L148 76V79H150V80H158V81H160V80H163V79H165V77L164 76H159V77H161V78H159L158 77ZM174 78H173V80H174V82L175 83H177V85H176V89L177 90H179L180 91V89H182V91H184V90H186V89H184V88H186V85H185V77H187V75L186 74H181V77H176V73H174ZM184 75V76H183ZM5 76V77H4ZM63 76H64V78H66L65 77V75L63 74ZM201 76H203V75H198V76H196V77H201ZM189 77H192V76H189ZM40 78V79H39ZM53 78V79H52ZM153 78H155V79H153ZM157 78V79H156ZM175 78H176V81H175ZM177 78H178V81H181L182 83H180V82H178L177 81ZM185 78V79H184ZM148 79H146V80H148ZM181 79V80H180ZM184 79V80H183ZM41 80V81H40ZM51 80H53V81H58V83H59V85H57L55 88H53L50 84H51ZM194 80H195V78H194ZM23 81V83L22 84H24V85H22L21 84V82ZM117 81H120V80H118V76H116V75H112V74H110V76L109 77H107V82H106V85H108V87L110 88V91H111V94H112V86L115 84V82H117ZM179 83V84H178ZM50 85V86H49ZM63 85V86H62ZM98 82L97 81H95L94 80V82H93V84H90V86L92 87V89H98L99 87H98ZM24 86V87H23ZM43 87H44V90H43ZM47 87V88H46ZM52 87V88H51ZM25 90H24V89ZM50 88V89H49ZM174 88V90H176ZM22 89V90H21ZM49 89V90H48ZM58 89H59V91H58ZM127 89H129V90H132L133 89V87H132V85L129 83V84H127ZM184 89V90H183ZM61 90H62V95H61ZM200 88L198 89V95L196 94V92H197V90H193L194 92H195V94H194V92H192L191 91V94H193V97H195V98H187L186 97V99H185V101L183 102V104H185L186 106H188L186 109L188 110V112H189V114H188V112H187V114L186 115H183V116H179L178 115V120H176L175 122H166V127H170V129H167V130H165V133H164V135L165 136H161V137H159V138H161V142L160 141H156L155 140V137H154V135L157 133V131H155L156 130V125H161L162 127H163V125H164V122H161L160 121V117L158 116V114H157V111L156 110H153V114H151V112H149V117H150V119L153 121V124H154V127H153V130H152V128H151V126L149 125V124H147L146 123V121H147V117L146 116H144V114H142L143 112H141V111H139L138 110V107H135V109H134V103L132 104V103H130V102H127L126 104L127 105H123V104H120V100H121V97H116V98H112V101L108 104V105H101L100 106V108L99 109H101L102 111L100 112V114H103V113H105V112H107V117L105 118L104 116H101V115H98V111H94V109H91L90 110V112H89V115H92L93 117H96V119H98L99 120V122H101V124H103V131L104 132H101L100 134H98V137H99V139H100V141L99 142H101L100 144H98L97 145V147L99 148V150H101V148H103V147H106L107 146V148L108 147H110V145L111 144H113V146H114V148H113V146H112V148H111V151H108V152H104V153H102L103 155H104V157H103V160L104 161H99L98 159H96L95 157L96 156H94L93 158H91L90 156H88V157H86L85 159L86 160H88V159H90V161H91V165H94L95 166V164L96 163H98V164H100V167L101 166H103V165H105V161L107 162V164H108V166L110 167V168H119V167H121V168H123V163L125 164V166H124V170H130L132 167H133V169H134V172H138V173H142V174H144V175H149V181L147 182V180H146V178L144 177V178H142L141 179V181H139V182H145V184L146 183H152L153 181V187L151 186V188H150V186H149V190H150V192H151V194L153 195V206H154V208L153 209H155L156 211H157V214H158V212H159V215H155V214H153V217H155V218H153V221L156 223H158V224H160L162 227H168L169 225H172L173 223L172 222H170V221H168V220H166L165 221V223H164V217L163 216H161L163 213H165V211L167 212V211H169V206L170 205H172L171 206V208H178V207H180V206H183V202L184 201H186V204L188 203V199H189V197H187V196H185L186 194H187V192H189L190 191V187L192 186V188H194V186H193V184H192V182H193V179H191V178H194V175H195V170H197V163H195L194 164V161H193V158H192V155H194V153L196 152V150L199 152V151H202V154H203V156L205 157V162H206V164H205V162H204V164H203V169L205 168V170L208 168V166L210 167V169H211V166H212V163H211V160H212V158H213V154L211 153V147H212V144H213V142H212V140H213V138L215 139V142L218 144V146H221V148L222 149H225L226 147H227V149L228 150H231V145L228 143L229 141H228V138H229V136L230 135H232V134H234V135H240V134H242V133H244V134H247V136L249 137V139H250V141L251 142H253L254 141V143L251 145V142H250V148L246 145L247 143L246 142H238L237 144H236V147H239V148H241L244 152L243 153H238L239 155L236 157V159H235V157H233L232 156V160L233 159H235L234 161H232V163H233V165H234V167L231 169L232 170V172H231V174H230V172L229 171H227L226 169H224L226 166H225V163H221V170H222V172L224 173V175L227 177V178H229V176L232 178V180H233V182H236V179H239V177L240 178H242V179H244V180H248V179H250L249 180V185H248V187L249 186H251L250 188H244L246 191H247V193H248V196H245V195H239V196H236V198H232L231 199V201L230 202H228V203H225V204H222V206H221V208H220V205L218 206L219 208H220V210H219V213L217 214L218 215V218H220L219 219V221H217L216 223H213V224H211V228L213 227L214 229H218L219 227H221V226H223V231H226L227 230V232L230 230L231 232H232V234H231V232L229 231L228 232V234H230V235H228V238L229 239H234V240H231L230 241V243L229 244H227V243H225L224 241H221V238L220 239H218L216 242H214V240H210L209 241V243L210 244H216V247H215V251L218 253V255H219V257H220V261H221V259L224 257V255H225V252H229L230 254H232V255H234L235 257H237V255H239V253H238V248H239V246H259V242L260 241H262V242H260V246L259 247H261V248H263L262 250H258L257 249V252L255 253V254H253L252 255V258H254L255 257V259L256 260H253L254 262H250L251 264L253 263V264H264L263 262H264V260H263V258H264V256H262V255H264V233H263V230H264V189H262V188H264V177H263V175H264V172H263V170H264V123H261V122H259V121H254L252 118H250V119H248V120H245V117L243 116V115H241V114H239V113H236L234 110H235V108L231 105V106H227V105H222V106H220V107H222V108H225V109H228V110H224V109H222V108H217L218 110H220L221 111V114L222 115H217V117H216V115H215V113L214 112H212V111H210V110H212V109H206L205 110V112H204V116H202V117H204V118H206V119H202L201 117H197V116H200V112H202L203 113V111H201L202 110V108H201V106H200V104H198V103H200L201 102V100L203 101V100H205V99H209L208 100V102H210V101H212V99H213V101L216 103V105H218L219 104V102L221 101V96L219 95V94H217V95H215V96H213V94L210 92V95H203V98L204 99H202V96H200L199 97V95L202 93V91L200 92ZM54 91V92H53ZM182 91H180L179 93L181 94V92ZM44 92V93H43ZM53 92V93H52ZM67 92V91H66ZM165 92H167V91H165ZM190 92V91H189ZM47 93V94H46ZM49 93H51V94H49ZM59 93V94H58ZM140 93H143V94H145L146 95V98H147V100L149 101V103H150V101H152V98H151V96L148 94V93H151L152 94V92L151 91H148V90H146V91H142V92H140ZM139 93V94H140ZM200 93V94H199ZM49 94V95H48ZM180 94H178V95H180ZM212 94V95H211ZM20 95V96H19ZM26 95V96H25ZM29 95V96H28ZM68 95H69V97H68ZM96 95V97L97 98H99L100 97V95L99 94H95ZM162 95H163V93L161 92V91H159V89H156V88H154V91H153V104H154V100L156 101V102H158V105L159 106H161V107H165V109H166V111L169 113L170 111H169V109H171V110H173L174 109V106H173V102H171L172 101V99L173 98H171V100H170V105L167 103V102H163L162 101ZM182 95V94H181ZM34 96V97H33ZM46 96V97H45ZM197 96V97H196ZM206 96V97H205ZM213 96V97H212ZM21 97V98H20ZM61 97V98H60ZM212 97V98H211ZM214 97H215V99H214ZM37 98V99H36ZM42 98V99H41ZM48 98V99H47ZM51 98V99H50ZM53 98V99H52ZM60 98V99H59ZM197 98L199 99V100H197ZM68 99V100H67ZM192 99V100H191ZM198 102H196L195 100ZM211 99V100H210ZM11 100V99H10ZM24 100H26V101H24ZM47 100H50V101H47ZM53 100H55V103L54 102H52ZM60 100H63V101H65V100H67V103H66V105H65V103H63V101L60 103ZM143 101H140V99L138 100L141 104H144V105H148V102H146V100L145 99H142ZM188 100H190V103H189V101ZM194 100V102L192 103L191 101H193ZM217 100H218V102H217ZM25 103H24V102ZM57 101V102H56ZM189 103H187V102ZM18 102H23L22 103V105H23V108H22V110L20 109V107L22 106V105H20ZM39 102V103H38ZM44 102H47V104H45ZM49 102V103H48ZM144 102V103H143ZM196 102V104H194ZM26 103H28V104H26ZM53 103V104H52ZM60 103V104H59ZM62 103H63V105H62ZM19 104V105H18ZM77 104H86L84 101H82L81 100V102L79 101V103H77ZM129 104V105H128ZM192 104V105H191ZM193 104H194V106H193ZM209 104V103H208ZM33 105V106H32ZM49 105V106H48ZM57 105H59V106H56ZM61 105V106H60ZM71 105H73V109H71ZM190 105L192 106V107H190ZM43 106V108H41ZM51 106V107H50ZM52 106H54L55 107V109L56 108H59V109H54V107H52ZM196 106V108H193V107H195ZM46 107V108H45ZM64 109H63V108ZM69 107V108H68ZM229 107H230V109H229ZM48 108V109H47ZM189 108V109H188ZM44 109V110H43ZM61 109V110H60ZM196 109V110H195ZM231 109H232V111H231ZM20 110V111H19ZM30 110V111H29ZM72 110H75L74 112L72 111ZM191 110V111H190ZM209 111V114H208V116L211 118V122L209 123L208 121H210V120H208V118H207V116L205 115V113H206V111ZM239 110H241V108L239 109ZM32 111V112H31ZM48 111L50 112V113H48ZM61 111V112H60ZM64 111V112H63ZM193 111V112H192ZM194 111H196L195 113H194ZM208 111H207V113H208ZM7 111H5V113H6ZM21 112V113H20ZM51 112H52V114H51ZM63 112V113H62ZM175 112V111H174ZM211 112V113H210ZM226 112H228V113H226ZM230 112V113H229ZM24 113H26V114H24ZM38 113V114H37ZM40 113V114H39ZM58 113H59V115H58ZM62 115H61V114ZM67 113V114H66ZM70 113V114H69ZM3 114H4V112H3ZM69 114V115H68ZM180 115H181V113H179ZM193 114V115H192ZM230 114V115H229ZM26 115V116H25ZM31 115V116H30ZM142 115V116H141ZM191 115H192V119H191ZM195 115H197L196 117H194ZM215 115V116H214ZM225 115V116H224ZM28 116H29V118H28ZM59 116V117H58ZM62 116V117H61ZM64 116V117H63ZM79 116H81V114H79ZM160 116H162V115H160ZM173 116H176V114H170V115H163V118H161V119H167V118H169V117H173ZM231 116V117H230ZM51 117H52V120H51ZM72 117V118H71ZM82 117V116H81ZM115 117V118H114ZM119 117V118H118ZM142 117V118H141ZM182 117H186V122H185V119L184 118H182ZM188 117V118H187ZM213 117V118H212ZM221 119H220V118ZM83 118V117H82ZM87 118H88V116H87ZM209 118V119H210ZM215 118V120H212V119H214ZM84 119V118H83ZM126 119V120H125ZM188 119H190V120H192V121H189ZM226 119H228L227 121H226ZM234 119V120H233ZM237 119V120H236ZM62 120H64V121H62ZM85 120V119H84ZM122 120V121H121ZM128 120V121H127ZM144 120H146V121H144ZM195 120V121H194ZM203 120H204V122H203ZM205 120H207V122L205 121ZM222 120H224V121H222ZM240 122H239V121ZM251 120V121H250ZM29 121V122H28ZM50 121V122H49ZM85 121H87V120H85ZM108 121V122H107ZM126 121H127V123H128V125H127V123H126ZM136 121H137V123H136ZM143 121V124H141L140 125V122H142ZM200 121V122H199ZM215 121V122H214ZM218 121H220V122H218ZM234 123H233V122ZM244 121V122H243ZM27 122V123H26ZM88 122V121H87ZM118 122V123H117ZM121 122V123H120ZM124 122V123H123ZM181 122V123H180ZM182 122H184V123H182ZM197 122V123H196ZM214 122V123H213ZM242 122V123H241ZM249 122V123H248ZM251 122V123H250ZM21 123V124H20ZM62 123H65V124H62ZM109 123V124H108ZM130 123H131V125H130ZM133 123V124H132ZM146 125H145V124ZM179 123V124H178ZM188 124V128H190L189 129V133L188 134H185V136L184 137H178V139H180L179 140V142L178 143H174L173 144V142L171 141H169V137L170 138H172V137H174V135H172V133H171V129H174V130H176V132L177 131H179L181 128H179V127H187V124ZM189 123H190V127H189ZM192 123H195V124H193V127H192ZM203 123H207L206 125L205 124H203ZM221 123V124H220ZM223 123H225V124H223ZM226 123H229L227 126H226ZM232 123V124H231ZM246 123V124H245ZM261 123V124H260ZM16 124V125H15ZM42 124H44V125H42ZM112 124H113V126H112ZM121 124V125H120ZM136 124H137V127H136ZM186 124V125H185ZM197 124H199V127H198V125ZM210 126H209V125ZM240 124V125H239ZM252 127H250L249 125ZM62 125V126H61ZM63 125H65V126H67V127H65V126H63ZM106 125H108L107 127H106ZM139 125H140V127H139ZM195 125V126H194ZM203 125H205L206 126V128L208 127H210L209 128V131H208V128L206 129L205 128V126H203ZM221 125V126H220ZM224 125V126H223ZM230 125H232V128L230 127ZM234 125V126H233ZM245 125V126H244ZM104 126H105V128H104ZM112 126V127H111ZM133 126V127H132ZM203 126V127H202ZM226 126V127H225ZM230 127V130H228L227 128H229ZM239 126V127H238ZM5 127V128H4ZM121 127V128H120ZM124 127V128H123ZM141 127H142V130H141ZM147 127H149V128H147ZM184 127V128H185ZM196 127H197V130H195L196 129ZM212 127V128H211ZM216 127V128H215ZM218 127H220V129L218 128ZM236 127V128H235ZM240 129V127H241V129L243 130L244 129V131H242L241 129L239 130L238 128ZM244 127H246V128H244ZM257 127H258V130H257ZM29 128V129H28ZM65 128V129H64ZM110 128L112 129V130H110ZM117 130H115V129ZM134 128V129H133ZM151 128V129H150ZM193 129V132L191 133V131H192V129ZM201 128V129H200ZM205 128V129H204ZM214 128V129H213ZM227 129L226 131H225V129ZM235 128V130L233 131L232 129H234ZM51 129L52 130H55L56 131V133H55V135H53L52 133H49V132H51ZM102 129V128H101ZM106 129V130H105ZM124 129V130H123ZM217 129V130H216ZM60 130H62L63 132H61ZM64 130H67V131H64ZM90 130H91V127H90ZM109 130V131H108ZM119 130V131H118ZM123 130V131H122ZM149 130V131H148ZM198 130H203V132L202 133H204V134H202V133H198V132H200V131H198ZM223 130V131H222ZM248 130V131H247ZM251 130L253 131V130H257V131H255V133H253V132H251ZM260 130V131H259ZM8 131H9V134H8ZM21 131V132H20ZM148 131V132H147ZM153 131H155V132H153ZM198 131V132H197ZM218 131H220V132H218ZM222 131V132H221ZM231 133H230V132ZM5 132V133H4ZM60 132H61V134H60ZM95 132V131H94ZM97 132V131H96ZM107 132H108V134H107ZM111 132V133H110ZM117 132L119 133V134H117ZM211 132V133H210ZM227 132V133H226ZM240 132V134H238ZM251 133V134H248V133ZM257 132V133H256ZM7 133V135H5ZM104 133V134H103ZM194 133H196V134H194ZM220 133H223L225 136L223 137V134H220ZM259 133V134H258ZM260 133H262V135L260 134ZM102 134V135H101ZM110 134V135H109ZM112 134H114V135H112ZM135 134H137V135H135ZM139 134V135H138ZM144 134H146V136H143ZM149 134V135H148ZM153 136H152V135ZM178 134V133H177ZM181 134V133H180ZM193 134V135H192ZM197 134H200L199 136L197 135ZM214 134H216V135H214ZM228 134V135H227ZM9 135V136H8ZM48 135V136H47ZM68 135H69V137H68ZM108 135V136H107ZM135 135V136H134ZM179 135V134H178ZM204 135V136H203ZM209 137H208V136ZM218 135V136H217ZM251 137H250V136ZM7 136V137H6ZM106 136V137H105ZM129 136V137H128ZM134 136V137H133ZM137 136V137H136ZM147 136H148V138H147ZM194 136H196V137H194ZM202 136V137H201ZM206 136V137H205ZM214 136V137H213ZM254 136V137H253ZM255 136H257V137H255ZM261 136H263V137H261ZM33 137L35 138L34 140H33ZM105 137V138H104ZM116 137V138H115ZM126 137H128V138H126ZM137 139H136V138ZM140 139H139V138ZM149 137H150V139H149ZM153 137V138H152ZM208 137V138H207ZM211 137V138H210ZM223 137V138H222ZM226 137V139H224ZM259 137V138H258ZM70 138V139H69ZM130 138V139H129ZM182 138V139H181ZM192 138H193V140H192ZM254 138V139H253ZM106 139V140H105ZM125 139V140H124ZM131 139H133V141L131 140ZM261 139V140H260ZM262 139H263V142H260V141H262ZM70 140V141H69ZM131 142H133V143H131ZM138 140H140V142H138ZM149 140V141H148ZM152 140H155L156 142H157V146H159L158 148H157V146H155L154 145V143H155V141H153L152 142ZM162 140H163V142H162ZM198 141L199 143L201 142V141H203V142H201L200 144L201 145H199L198 144V142L196 143V141ZM207 140V141H206ZM209 140H211V141H209ZM253 140V141H252ZM33 141H34V143H36V148L37 149H35V151L36 152H34V153H30V152H28V150H29V147H31V144L33 143ZM61 141H62V138H61ZM134 141H135V143H134ZM39 142V143H38ZM129 142V143H128ZM142 142V143H141ZM211 142V143H210ZM226 144H224V143ZM227 142V143H226ZM38 143V144H37ZM108 143V144H107ZM149 143V144H148ZM153 143V144H152ZM164 143V144H163ZM261 143V144H260ZM66 144V145H65ZM136 144H137V147H136ZM140 144H142V145H140ZM159 144H162L161 146L159 145ZM207 144V145H206ZM220 144V145H219ZM239 144V145H238ZM101 145H102V147H101ZM109 145V146H108ZM149 145L151 146V148H154V149H152L153 151H154V153L152 154V150L150 149V147H149ZM163 145H165V147H163ZM209 145V146H208ZM214 145V144H213ZM139 146V147H138ZM143 146L145 147V148H143ZM154 146V147H153ZM172 146V147H171ZM225 146V147H224ZM244 146V147H243ZM132 147H133V149H132ZM135 147V148H134ZM146 147H148V148H146ZM182 147H184L185 149H180V148H182ZM204 147H205V149H204ZM208 147V148H207ZM248 147V148H247ZM252 147H254V148H252ZM28 148V149H27ZM124 148H126L128 151H129V153L128 154H124V160H123V162H121L119 159H117V157L115 158V154H113V151H114V149L115 150H120V149H124ZM129 148L131 149V150H129ZM143 148V149H142ZM163 148V149H162ZM164 148H165V150H164ZM168 148V149H167ZM171 148V149H170ZM253 150H252V149ZM260 148V149H259ZM109 149V148H108ZM138 149V150H137ZM141 151H140V150ZM151 150V151H147V153H148V157H147V155L145 154V155H143L144 154V152L146 151V150ZM158 149H160V151L158 150ZM172 149H174V151L172 150ZM178 149H179V152H178ZM187 149V150H186ZM249 149H251L250 150V156L248 157V156H246L245 155V152L247 151V150H249ZM74 150V149H73ZM113 150V151H112ZM137 150V151H136ZM157 150V151H156ZM177 150V151H176ZM183 150H185L184 152H183ZM234 152H236L235 150H234V148L232 149ZM246 150V151H245ZM75 151V150H74ZM134 151V152H133ZM162 154H159V152ZM165 151V152H164ZM167 151H169V152H167ZM27 152L29 153V155H27ZM112 152V153H111ZM131 152H133V153H131ZM140 152V153H139ZM151 152V153H150ZM165 153V154H163V153ZM175 153V155L174 154H172V153ZM208 152V153H207ZM253 152V153H252ZM138 153V156L136 155ZM158 153V154H157ZM170 153H171V155H170ZM176 153H177V155H176ZM183 153H184V156H183ZM211 153V154H210ZM237 153V152H236ZM261 153V154H260ZM32 154V155H31ZM67 154H68V156H67ZM101 154V155H102ZM110 155V159H108L107 158V155ZM130 154H131V156H130ZM133 154V155H132ZM135 154V155H134ZM140 154V155H139ZM156 154V156H154ZM181 154H182V156H181ZM188 154V155H187ZM70 155H72V156H70ZM100 155V156H101ZM102 155V156H103ZM109 155H108V157H109ZM151 157H150V156ZM158 155H160V156H158ZM164 155L166 156V158H164ZM172 155H174V156H172ZM244 155V156H243ZM251 155H252V157H251ZM255 155H257L258 156V158H256V156ZM261 157H263V158H261V159H259V157L260 156ZM65 156V157H64ZM136 156V157H135ZM142 156V157H141ZM144 156V157H143ZM154 156V157H153ZM147 157V158H146ZM171 157L173 158V159H171ZM186 157H187V159H188V162H189V166L190 167H188L189 168V170H187L188 168L185 166V163H186ZM74 158V159H73ZM95 158V159H94ZM115 158V159H114ZM133 158V159H132ZM144 158H146V159H149V158H151V159H149V162H147V160L146 159H144ZM164 158V159H163ZM176 158V159H175ZM178 158V159H177ZM207 158H208V160H207ZM242 158V159H241ZM251 158H252V160H251ZM113 159V160H112ZM132 159V160H131ZM163 159V160H162ZM165 159H167V160H165ZM171 159V160H170ZM85 160V161H86ZM114 160H115V163H114ZM134 160H135V162H134ZM152 160H154V162L152 161ZM158 160H160L159 162H158ZM67 161V162H66ZM75 161V162H74ZM99 161V162H98ZM118 161V162H117ZM128 161V162H127ZM143 161V162H142ZM158 163H157V162ZM236 161V162H235ZM241 161H242V163H241ZM245 163H244V162ZM252 163H251V162ZM263 161V162H262ZM72 162V163H71ZM94 162V163H93ZM102 162V163H101ZM119 162H121V163H119ZM126 162V163H125ZM131 162V163H130ZM162 162H163V164H162ZM174 162V163H173ZM191 162V163H190ZM208 162V163H207ZM238 162H239V164H238ZM257 162V163H256ZM261 162V163H260ZM76 163V165H74ZM88 163V162H87ZM127 163H129L128 164V166L126 165ZM153 163V165H150V164H152ZM156 163V164H155ZM249 163V164H248ZM251 163V164H250ZM113 164L115 165L114 167H113ZM117 164V165H116ZM136 164H137V166H136ZM144 164V165H143ZM146 164H149L150 165V167H149V165H148V167H147V165ZM161 164V165H160ZM170 164V165H169ZM248 164V165H247ZM255 165V167H254V165ZM257 164V165H256ZM16 167H15V166ZM120 165V166H119ZM123 165V166H122ZM133 165V166H132ZM135 165V166H134ZM173 165V166H172ZM177 165H179V166H177ZM195 165V166H194ZM239 165V166H238ZM253 165V166H252ZM263 165V166H262ZM118 166V167H117ZM131 168H130V167ZM140 166V167H139ZM152 166H153V168H152ZM193 166V167H192ZM205 166V167H204ZM222 166H223V168H222ZM250 166H251V168H250ZM136 167V168H135ZM139 167V168H138ZM142 167H143V169H142ZM167 167V169L165 170V168ZM186 167V168H185ZM238 167H240V168H238ZM244 167V168H243ZM247 167V168H246ZM127 168V169H126ZM137 168H138V171H137ZM175 168V169H174ZM196 168V169H195ZM231 168V167H230ZM242 168V169H241ZM246 168V169H245ZM249 168H250V171H249ZM256 168V169H255ZM261 168V169H260ZM141 169L144 171V172H142L141 171ZM152 170V171H149V170ZM171 169H174L173 171L171 170ZM209 169V170H210ZM254 170L255 169V171H252V170ZM166 172H165V171ZM181 170V171H180ZM193 170V171H192ZM205 170H203V176H201V178H203L202 180H204L205 179ZM233 170H235V172L233 171ZM258 170H261V171H258ZM23 171V172H22ZM112 171V170H111ZM147 171V172H146ZM171 171V172H170ZM183 171V172H182ZM195 171V172H194ZM155 172H156V174H155ZM177 172H178V174H177ZM180 172V173H179ZM182 172V173H181ZM249 174H248V173ZM257 172H259V173H257ZM262 174H261V173ZM26 173V174H25ZM147 173V174H146ZM166 173V174H165ZM190 173V174H189ZM226 173V174H225ZM238 173V174H237ZM243 173H244V175H243ZM54 174H55V176H54ZM182 174H184V175H182ZM187 176H186V175ZM234 174H237V175H234ZM259 176H258V175ZM40 175V176H39ZM153 175V176H152ZM159 175V176H158ZM169 175V176H168ZM172 175H173V177H172ZM175 175V176H174ZM242 177H241V176ZM254 175V176H253ZM25 176V177H24ZM154 176H156V177H154ZM161 176V177H160ZM162 176H164V178H162ZM167 176V177H166ZM171 176V177H170ZM180 178H178V177ZM261 176V177H260ZM27 177H29V178H27ZM37 177V178H36ZM185 177V178H184ZM235 177V178H234ZM237 177V178H236ZM244 177V178H243ZM259 177V178H258ZM38 178L40 179L41 178V180L39 181L38 180ZM152 178V179H151ZM155 178H157V180H159V181H157ZM162 178V179H161ZM167 178V179H166ZM174 178V179H173ZM252 178V179H251ZM255 178H258L257 179V181L255 180ZM58 179H59V182H58ZM155 179V180H154ZM160 179H161V181H160ZM164 179V180H163ZM171 179V180H170ZM184 179H185V181H184ZM262 181H261V180ZM36 180H37V184H36ZM145 180V181H144ZM153 180V181H152ZM166 180H167V182H166ZM173 180V181H172ZM176 180V181H175ZM189 180V181H188ZM192 180V181H191ZM210 180V183H212L213 181L214 182H216L217 180H213V179H209ZM213 180V181H212ZM259 180V181H258ZM88 181V180H87ZM156 181V182H155ZM175 181V182H174ZM189 182V185H187L188 183H186V182ZM17 182V181H16ZM89 182V181H88ZM159 182V183H158ZM182 182V183H181ZM202 182H205V181H202ZM263 182V183H262ZM68 183H69V181H68ZM68 183H66V184H68ZM155 183V184H154ZM161 183H162V185H161ZM165 183H167V184H165ZM168 183H170V184H168ZM173 183V184H172ZM262 185H261V184ZM28 184H29V186H28ZM40 184V185H39ZM180 184H181V186L182 187H180ZM257 184V185H256ZM260 184V185H259ZM39 185V186H38ZM157 185V186H156ZM26 186H28L27 187V189L25 188ZM166 186V187H165ZM171 188H170V187ZM175 186V187H174ZM187 186H189V188H187ZM238 186V189H235V190H233V191H240V189H242V186L241 185H237ZM240 186V187H239ZM50 187V186H49ZM64 189H65V187L64 186H62ZM30 188V189H29ZM47 188L49 189V190H47ZM169 188V191L167 190ZM174 188H177V189H175L174 190ZM182 188V189H181ZM184 188H187L186 189V191H185V189ZM16 189H17V191H16ZM28 189H29V192H28ZM67 189V188H66ZM159 189V190H158ZM163 189V190H162ZM31 190H33V192H34V194H35V198H34V195H32V191ZM42 190V191H41ZM58 192H57V191ZM161 190V191H160ZM166 190V191H165ZM172 190V191H171ZM178 190H179V192H178ZM185 192H184V191ZM194 190H195V188H194ZM194 190H193V193H194ZM261 190H263V193H262V191ZM27 191V192H26ZM45 191V192H44ZM158 191H160L161 192V194H160V192H158ZM175 191H176V193H179L178 195L175 193ZM259 191V192H258ZM32 192V193H31ZM55 194L54 196H56V193L58 194L57 195V197L56 198H58V199H55V197L53 196V194ZM55 192V193H54ZM172 192H173V194H175L174 196L172 195V198H171V194H172ZM181 192H184L183 194H181ZM43 193V194H42ZM45 193V194H44ZM186 193V194H185ZM252 193V194H251ZM137 194H139V196L141 195V192H138ZM166 194H168V198H166L165 196H166ZM228 194H230V192L228 193ZM161 195V196H160ZM170 195V196H169ZM219 195V196H218ZM262 195V196H261ZM178 196V197H177ZM183 196V197H182ZM162 198V199H160V198ZM176 197H177V199H176ZM212 197H216L217 199H221L220 198V194L219 193H217V192H215L214 194H213V196ZM166 198V199H165ZM171 198V199H170ZM182 198V199H181ZM186 198H188V199H186ZM263 200V201H261V199ZM28 199V200H29ZM43 199V200H42ZM158 199V200H157ZM185 199V200H184ZM240 199V200H239ZM244 199V200H243ZM58 200V201H57ZM180 200H182V201H180ZM184 200V201H183ZM45 201V202H44ZM160 201V202H159ZM165 201V202H164ZM168 201V202H167ZM169 201H170V203H169ZM179 201V202H178ZM234 201H236L237 202V205H236V207L233 205V203H234ZM14 202V203H13ZM155 202V203H154ZM242 202V203H241ZM165 203H167V204H165ZM192 203V202H191ZM245 203V204H244ZM252 203V204H251ZM109 204H112V202L111 201H109ZM128 204V203H127ZM164 204V205H163ZM170 204V205H169ZM228 204H230V205H228ZM244 204V205H243ZM253 204H254V206H253ZM260 204V205H259ZM262 204V205H261ZM23 205H24V202H23ZM46 205H48V202H47V204ZM158 205H160V206H158ZM166 205H169L168 207L166 206ZM242 205H243V207H242ZM248 205H249V207H251L252 206V209L253 210H251V208H249L248 209ZM158 206V207H157ZM164 208H162V207ZM178 206V207H177ZM257 206H259L258 208H257ZM111 207H112V205H111ZM126 207L127 208H125L124 209V207L122 208L119 204L118 205H116V207H114L113 209H114V211L117 213V214H115L114 216H117L118 217V214H122L123 216L125 215V216H127L126 217V219H123V222H124V224H122L123 226H122V228H121V232H120V234H125V233H129L128 234V236H131V235H133V234H135V227H134V224H135V220L138 218V213L136 212V213H134V212H132V210L126 205ZM230 207V208H229ZM256 207V208H255ZM236 208H238V211L235 213V214H233L232 215V217H229L228 218V216H227V212L226 211H229V210H235ZM25 209V208H24ZM159 209V210H158ZM262 209V210H261ZM128 210H130V211H128ZM243 210V211H242ZM261 210V211H260ZM251 212V215H249L250 214V212ZM129 212V213H128ZM160 212H161V214H160ZM248 212V213H247ZM256 212V213H255ZM222 214V216H221V214ZM238 213V214H237ZM226 214V215H225ZM245 214V215H244ZM252 214H253V216H252ZM260 214V215H259ZM133 215V216H132ZM137 215V216H136ZM174 215V214H173ZM239 216V217H238ZM257 216V217H256ZM260 216V217H259ZM135 217V218H134ZM137 217V218H136ZM225 217H227V218H225ZM243 217H245V218H243ZM248 217V218H247ZM256 217V218H255ZM124 218V217H123ZM241 218L243 219V220H241ZM250 218V219H249ZM263 218V219H262ZM230 224L229 225V227H226V223L227 222H225V220ZM234 219V221H232ZM158 220H161V222L160 221H158ZM241 220V221H240ZM247 220H249V221H247ZM259 220V221H258ZM131 221H132V223H131ZM231 221V222H230ZM243 221V222H242ZM147 222V223H146ZM146 222H144L143 223V225L145 226L146 224H147V226H145V228L147 229L148 228V222H149V224H150V221H148V220H146ZM146 223V224H145ZM247 223V224H246ZM217 224H218V226H217ZM224 224V225H223ZM243 224V225H242ZM168 225V226H167ZM237 225H239V226H237ZM256 225V227H254ZM178 226V224L177 223H175L174 225H173V230L174 231H177V230H179V231H177L176 233H178L179 234V236L177 237H175V239L173 238V241L172 242H174V243H176L175 241H177L178 242V244H176L177 246H179L180 244H179V242H181L182 240H184V239H182L183 237L181 236L180 237V232L182 231V227L180 228V227H177ZM216 226V227H215ZM236 226V227H235ZM127 229H125V228ZM230 227H231V229H230ZM246 227V228H245ZM247 227H248V229H250L249 231H248V229H247ZM250 227H252V228H250ZM228 228V229H227ZM233 228H234V230H233ZM261 228V229H260ZM126 230V231H123V230ZM145 229V230H146ZM176 229V230H175ZM245 229H247V230H245ZM245 231V233L243 232V236H242V234H241V232L240 231ZM256 230H258V231H256ZM103 231H104V229L101 231L102 233H103ZM143 231H144V229L143 230H141L140 232H139V234H140V236L142 237L143 236ZM253 231V232H252ZM256 231V232H255ZM85 232V231H84ZM83 232V234H82V237L83 238H89V237H95V236H97L96 237V240H98L97 238H101V236H102V234H101V232L98 234V235H95L94 236V234H91V231H87V232H85L84 233ZM250 232V233H249ZM258 232V233H257ZM88 233V234H87ZM236 235H235V234ZM255 233V234H254ZM257 233V234H256ZM101 234V235H100ZM237 234H239V235H237ZM241 234V235H240ZM251 234L255 237V239L257 240V244H255V245H253L252 243H249V242H246V241H248V238L249 237H252L251 236ZM100 235V236H99ZM233 235V236H232ZM245 235V236H244ZM263 235V236H262ZM239 236H242L241 237V240L239 241L237 238L239 237ZM247 236H249V237H247ZM259 236V237H258ZM127 238V237H126ZM125 238V239H126ZM244 238V239H243ZM247 240H246V239ZM259 238V239H258ZM261 238H262V240H261ZM100 240V239H99ZM98 240V241H99ZM103 239H101L100 240V242L102 241ZM172 240V239H171ZM180 240V241H179ZM238 240V241H237ZM260 240V241H259ZM138 241H139V238H138ZM244 241H245V243L246 244H244ZM259 241V242H258ZM243 242V243H242ZM169 243V242H168ZM171 243V242H170ZM174 243H171V244H174ZM132 245V243L131 242H127V245ZM167 244V243H166ZM136 245H139L138 244V242H137V244H135L134 245V247H133V245H132V247L133 248H135V246ZM169 245V244H168ZM176 245L174 246V247H176ZM221 245V246H220ZM239 245V246H238ZM217 246H219V247H217ZM234 246H235V248H234ZM136 247H138V246H136ZM161 246H159L158 248H156L155 250H154V252H153V254L154 253H158V255H154L155 256V258H158V260L160 261L161 259V264H173V261H172V257L173 256H175V257H177L176 255H175V253L174 252H172L171 250V252L169 251V247L170 246H167L168 247V250L165 252L164 250H163V248L161 249L160 248ZM166 247V248H167ZM222 247V248H221ZM177 248V247H176ZM219 249L218 251H217V249ZM224 248V249H223ZM221 249H223V250H221ZM232 249H234V250H236V251H234V250H232ZM160 251V252H159ZM221 251V252H220ZM260 251H262V253L260 252ZM94 252H96V251H94ZM232 252H234V253H232ZM237 252V253H236ZM161 253H162V255H161ZM170 254V256L171 255H173V256H171V257H169V254ZM165 254H167V255H165ZM222 254V255H221ZM164 256V257H163ZM260 256V257H259ZM258 257V258H257ZM169 258H171V259H169ZM178 258V257H177ZM176 258V259H177ZM89 262V261H88ZM170 262V263H169ZM236 264H239V263H236Z\"/></svg>",
    "mask_w": 264,
    "mask_h": 264
},
{
    "label": "water",
    "instance_id": "obj_3",
    "mask_svg": "<svg viewBox=\"0 0 264 264\" xmlns=\"http://www.w3.org/2000/svg\"><path fill=\"white\" fill-rule=\"evenodd\" d=\"M90 247H91V243H90V242H87V243H85L84 245H82V246L79 248V251H80V252H85V251L88 250Z\"/></svg>",
    "mask_w": 264,
    "mask_h": 264
}]
</instances>
